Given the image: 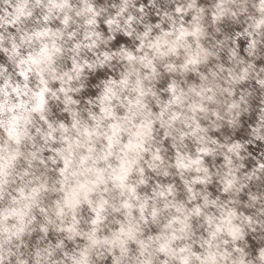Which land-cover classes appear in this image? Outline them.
<instances>
[{"label":"clouds","instance_id":"obj_1","mask_svg":"<svg viewBox=\"0 0 264 264\" xmlns=\"http://www.w3.org/2000/svg\"><path fill=\"white\" fill-rule=\"evenodd\" d=\"M0 264H264V0H0Z\"/></svg>","mask_w":264,"mask_h":264}]
</instances>
